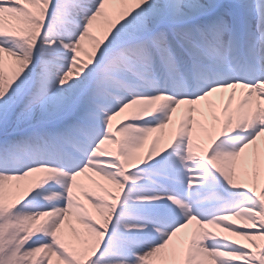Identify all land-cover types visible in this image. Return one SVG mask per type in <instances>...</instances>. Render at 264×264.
Here are the masks:
<instances>
[{
	"label": "snow or ice",
	"instance_id": "6c2138e0",
	"mask_svg": "<svg viewBox=\"0 0 264 264\" xmlns=\"http://www.w3.org/2000/svg\"><path fill=\"white\" fill-rule=\"evenodd\" d=\"M0 264H264V0H0Z\"/></svg>",
	"mask_w": 264,
	"mask_h": 264
},
{
	"label": "bare ground",
	"instance_id": "6f19581e",
	"mask_svg": "<svg viewBox=\"0 0 264 264\" xmlns=\"http://www.w3.org/2000/svg\"><path fill=\"white\" fill-rule=\"evenodd\" d=\"M116 121H120V118H116V120H114L113 123H115ZM158 135H159V134H157V133H152V134H150V138H149V140L145 143V146H144V149H143L144 152L147 151V149H148V147L150 146L152 140H153V139H156V138L158 137ZM161 140H162V142H166L167 137H166V136H165V137H161Z\"/></svg>",
	"mask_w": 264,
	"mask_h": 264
},
{
	"label": "rangeland",
	"instance_id": "374dc122",
	"mask_svg": "<svg viewBox=\"0 0 264 264\" xmlns=\"http://www.w3.org/2000/svg\"><path fill=\"white\" fill-rule=\"evenodd\" d=\"M120 121H116L115 123H114V125H116V124H118Z\"/></svg>",
	"mask_w": 264,
	"mask_h": 264
}]
</instances>
